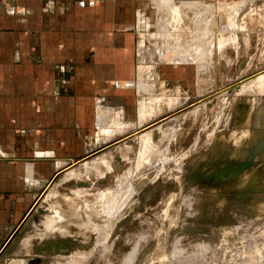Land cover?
Instances as JSON below:
<instances>
[{
  "label": "rangeland",
  "instance_id": "1",
  "mask_svg": "<svg viewBox=\"0 0 264 264\" xmlns=\"http://www.w3.org/2000/svg\"><path fill=\"white\" fill-rule=\"evenodd\" d=\"M138 3L144 15L138 26L149 27L139 55L161 70L164 60L174 64L176 88L164 90L162 80L161 95H152L160 97L155 108L140 104L137 126L165 108L175 106L177 113L91 156L82 143L81 160L53 179L0 252V264H264V190L247 199L239 194L252 181L264 188V152L258 154L260 169L244 170L236 184L186 177L198 162L244 159L254 143L249 125L264 129V96L255 97L264 93V70L229 92L223 87L244 61L240 74L249 72L250 2ZM257 19L263 25L264 14ZM154 66L144 63L142 69L152 73ZM173 91L175 96L167 94ZM250 98L252 108L233 132L224 110ZM126 128L131 125L114 121L102 132L109 139Z\"/></svg>",
  "mask_w": 264,
  "mask_h": 264
},
{
  "label": "crops",
  "instance_id": "2",
  "mask_svg": "<svg viewBox=\"0 0 264 264\" xmlns=\"http://www.w3.org/2000/svg\"><path fill=\"white\" fill-rule=\"evenodd\" d=\"M249 2L252 73L264 70V23L256 22L264 14V0ZM138 4V0H0V252L53 179L81 160L82 143H87L85 156H91L175 112V106L165 108L137 126L140 104L155 108L160 97L152 95H161L162 80L164 90L176 88L174 64L164 60L167 64L161 70L139 55V41L149 27L138 26L144 25L138 20L140 13L144 16ZM144 63L155 65L152 73L142 69ZM260 95L264 93L255 92V97ZM253 99L232 103L231 110L222 106L224 112L230 111L227 121L233 132ZM114 121L131 128L106 139L102 129H111ZM248 133L254 137L250 153L264 152V129L250 124ZM254 162L253 172L260 169ZM200 163L187 175L207 164ZM256 188L264 190L260 181Z\"/></svg>",
  "mask_w": 264,
  "mask_h": 264
},
{
  "label": "water",
  "instance_id": "3",
  "mask_svg": "<svg viewBox=\"0 0 264 264\" xmlns=\"http://www.w3.org/2000/svg\"><path fill=\"white\" fill-rule=\"evenodd\" d=\"M244 67H245V61L243 62L242 65L241 64L238 65L237 68H239V69H237L236 72H232V75H231V78H233L232 82L230 84H227L226 86H224L225 88H227L226 89L227 91L233 90L232 87L238 85L240 82H243L245 79H247L251 75H255L256 73L261 71V70L254 71L252 73H251V71H249L245 74L244 73L240 74V70ZM174 113L175 112H172L168 115H164L162 119H165L166 117H168ZM162 119L156 120L154 123L156 124L158 121H160ZM260 152H262L261 149H255L251 153H248V155L244 159L234 160V159L226 158L224 160V164H226V165L221 170H217V169H219L218 167L221 164H218L215 161L208 164V166H207V164L197 166L195 169L191 170L192 174L187 175L186 177L190 180L201 181V182L205 181V182H208L212 185L219 184V183L225 184V183H229V182H233L234 184H236L237 180H239V177L241 176L243 171L249 169L250 166H252L253 164L255 165L254 160L255 161L260 160V159H258L259 158L258 154ZM241 160H243V161H241ZM234 181H236V182H234ZM239 191H240L239 194L241 195L240 197L247 199L248 194L253 193V192H260L261 190L257 189L256 188V182H253L252 184H248V183L245 184L242 187V189Z\"/></svg>",
  "mask_w": 264,
  "mask_h": 264
},
{
  "label": "bare ground",
  "instance_id": "4",
  "mask_svg": "<svg viewBox=\"0 0 264 264\" xmlns=\"http://www.w3.org/2000/svg\"><path fill=\"white\" fill-rule=\"evenodd\" d=\"M165 1H166V0H165ZM168 1H169V0H168ZM156 3H157V1H156ZM169 3H170V2H169ZM189 4H190V3H189ZM189 4H188V5H189ZM197 4H202V5H203V3H199V2H197ZM188 5H187V6H188ZM193 5H195V8H196V6H197V5H196V2H195V4H193ZM189 6H190V5H189ZM207 6H208V5H207ZM209 6H210V5H209ZM159 7H160V6H159ZM169 7H170V6H169ZM191 7H192V6H191ZM199 7H200V5H199ZM192 9H193V8H192ZM197 9H198V8H197ZM193 11H194V13L196 12L195 10H193ZM198 12H200V11H198ZM169 16H170V15H169ZM206 30H207V29H206ZM205 33H206V32H205ZM200 49H202V51H204V50H203V47H201ZM196 54H197V53H196ZM198 69H199V67H198ZM200 70H201V69H200ZM161 84H163V83H161ZM161 84H160V87H162ZM163 85H164V84H163ZM161 107H162V106H161ZM155 115H156V114H155ZM175 248H176V247H175ZM175 248H173V250H174ZM158 249H159V248H158ZM173 250H172V251H173ZM176 250H177V248L175 249V251H176ZM177 252H178V250H177ZM179 252H180V250H179ZM179 252H178V253H179ZM178 253H177V254H178ZM180 253H181V252H180ZM172 254H173V252L171 253V256H172ZM174 254H175V252H174ZM179 256H180V254H179ZM172 257H174V256H172ZM176 257L179 258L178 256H176ZM125 261H127V259H126ZM125 261H124V262H125ZM133 262H135V261L128 259V261L125 262L124 264H132Z\"/></svg>",
  "mask_w": 264,
  "mask_h": 264
},
{
  "label": "flooded vegetation",
  "instance_id": "5",
  "mask_svg": "<svg viewBox=\"0 0 264 264\" xmlns=\"http://www.w3.org/2000/svg\"><path fill=\"white\" fill-rule=\"evenodd\" d=\"M225 165L226 164H222V167H220V168L218 167L219 169H217V170H221L223 167H225ZM218 185H221V184L219 183Z\"/></svg>",
  "mask_w": 264,
  "mask_h": 264
}]
</instances>
